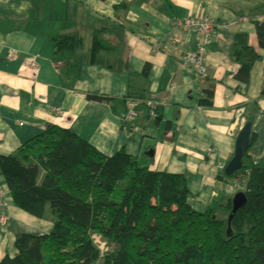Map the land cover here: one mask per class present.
Returning <instances> with one entry per match:
<instances>
[{
    "label": "crops",
    "instance_id": "crops-1",
    "mask_svg": "<svg viewBox=\"0 0 264 264\" xmlns=\"http://www.w3.org/2000/svg\"><path fill=\"white\" fill-rule=\"evenodd\" d=\"M189 17L230 24L206 47L205 81L184 60L198 51V35L174 29L176 21ZM263 22L264 0H0V156L51 126L73 132L107 157L122 150L149 157L151 151V169L185 174L190 206L206 211L218 194L228 197L217 177L248 123V156L264 164V50L255 29ZM103 30L109 35L97 41L111 50L96 47L95 35ZM240 34L260 57L247 87L235 79L240 66L231 60ZM64 36L75 37L74 45L68 54H57L54 41ZM9 49L16 52L12 63L6 60ZM95 96L117 102L90 99ZM128 100L158 108L161 121L139 114L124 125L126 104L120 101ZM0 190L8 195L1 261L17 255L18 232L47 235L52 223L16 208L1 175Z\"/></svg>",
    "mask_w": 264,
    "mask_h": 264
},
{
    "label": "trees",
    "instance_id": "trees-1",
    "mask_svg": "<svg viewBox=\"0 0 264 264\" xmlns=\"http://www.w3.org/2000/svg\"><path fill=\"white\" fill-rule=\"evenodd\" d=\"M255 29L264 50V22ZM103 31L95 35L96 47L111 50L106 41H97L109 35ZM74 39H55L57 54H68ZM231 60L240 66L235 79L247 87L260 57L245 34L236 36ZM260 96L264 98V87ZM211 97L209 93L207 100ZM128 101L137 105L136 118H159L158 108ZM151 165L144 153L132 157L122 150L104 156L57 126L0 156V175L15 207L52 223L47 235L18 232L17 255L0 264H264L263 163L254 164L247 152L241 170L217 177L223 192L235 180L242 187L234 192L244 193L246 203L235 215V194L225 200L218 194L206 211H196L189 204L186 175L158 172Z\"/></svg>",
    "mask_w": 264,
    "mask_h": 264
},
{
    "label": "built area",
    "instance_id": "built-area-1",
    "mask_svg": "<svg viewBox=\"0 0 264 264\" xmlns=\"http://www.w3.org/2000/svg\"><path fill=\"white\" fill-rule=\"evenodd\" d=\"M174 29H184L188 33H195L198 35L200 39V46L196 53H188L184 56V60L194 67V70L197 72L199 79L201 81H205L207 79V71L204 67L205 64V55H206V47L211 42L212 38L221 31H225L229 29V23H222L213 19L211 17H189L183 19L181 21H176L174 24ZM171 45V42L170 44ZM172 45L171 47H173ZM160 46L152 45L153 51H161ZM16 59V52L9 49L7 51L6 60L8 63L14 62ZM29 67L32 70H36L37 64L35 62H31ZM126 114H125V123H131L137 117V105L133 101H128L125 105ZM151 106V105H147ZM241 190L242 187L238 180H235L233 184H229L225 191L228 193H232L235 190ZM7 194L0 190V225H5L6 217L3 212V207L5 205V201L7 199Z\"/></svg>",
    "mask_w": 264,
    "mask_h": 264
},
{
    "label": "water",
    "instance_id": "water-1",
    "mask_svg": "<svg viewBox=\"0 0 264 264\" xmlns=\"http://www.w3.org/2000/svg\"><path fill=\"white\" fill-rule=\"evenodd\" d=\"M158 122L161 121L160 118L156 119ZM252 137V128L251 125L248 123L240 132L236 140L235 146V153L232 160L228 163L225 167L224 175L225 177L229 178L233 176L236 172L241 170L242 168V160L244 156L247 154ZM149 157H153V152H148ZM246 203V198L244 193H236L233 196L232 200V213L235 215L240 209L244 207Z\"/></svg>",
    "mask_w": 264,
    "mask_h": 264
},
{
    "label": "rangeland",
    "instance_id": "rangeland-1",
    "mask_svg": "<svg viewBox=\"0 0 264 264\" xmlns=\"http://www.w3.org/2000/svg\"><path fill=\"white\" fill-rule=\"evenodd\" d=\"M155 120V119H154ZM157 121V120H156ZM158 122V121H157ZM165 125H163V124H161V127L163 128ZM217 190H219V189H217ZM224 193H226V192H224ZM226 194H228L227 196H229V195H231V194H229V193H226ZM233 194H235V193H233ZM95 237H98V236H95ZM94 241H95V244L99 247V249L100 250H104V245L101 243V241L99 240V237L98 238H94Z\"/></svg>",
    "mask_w": 264,
    "mask_h": 264
},
{
    "label": "clouds",
    "instance_id": "clouds-1",
    "mask_svg": "<svg viewBox=\"0 0 264 264\" xmlns=\"http://www.w3.org/2000/svg\"><path fill=\"white\" fill-rule=\"evenodd\" d=\"M127 103V102H126ZM225 191V190H224ZM226 192V191H225ZM226 193H228V192H226ZM233 193H235V192H232V193H229V194H233ZM236 194V193H235Z\"/></svg>",
    "mask_w": 264,
    "mask_h": 264
}]
</instances>
